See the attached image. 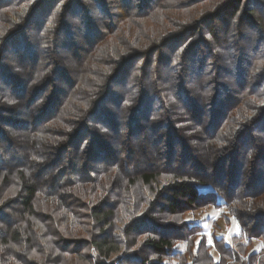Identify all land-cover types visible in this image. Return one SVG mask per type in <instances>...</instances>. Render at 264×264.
Wrapping results in <instances>:
<instances>
[{
  "label": "trees",
  "instance_id": "1",
  "mask_svg": "<svg viewBox=\"0 0 264 264\" xmlns=\"http://www.w3.org/2000/svg\"><path fill=\"white\" fill-rule=\"evenodd\" d=\"M212 206L231 242L183 218ZM256 239L264 0H0V264H264Z\"/></svg>",
  "mask_w": 264,
  "mask_h": 264
},
{
  "label": "rangeland",
  "instance_id": "2",
  "mask_svg": "<svg viewBox=\"0 0 264 264\" xmlns=\"http://www.w3.org/2000/svg\"><path fill=\"white\" fill-rule=\"evenodd\" d=\"M184 220L198 223L202 226L200 229L197 240L201 239V235L206 237L208 243L213 244L214 238L224 237L226 241L231 242V238L234 235L240 233V227L236 220L233 219L225 208L206 207L198 210L187 212L183 216ZM247 245V252L259 251L264 247V241L262 239L253 240L251 243L249 240L244 241ZM186 245H182V249H185ZM211 254L215 260L218 259L219 254L212 248Z\"/></svg>",
  "mask_w": 264,
  "mask_h": 264
}]
</instances>
